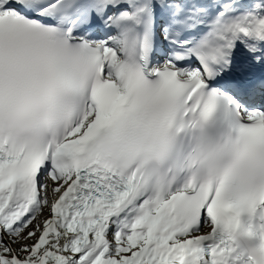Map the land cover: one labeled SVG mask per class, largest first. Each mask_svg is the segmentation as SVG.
<instances>
[{
	"label": "snow or ice",
	"instance_id": "snow-or-ice-1",
	"mask_svg": "<svg viewBox=\"0 0 264 264\" xmlns=\"http://www.w3.org/2000/svg\"><path fill=\"white\" fill-rule=\"evenodd\" d=\"M0 264H264V0H0Z\"/></svg>",
	"mask_w": 264,
	"mask_h": 264
},
{
	"label": "bare ground",
	"instance_id": "bare-ground-1",
	"mask_svg": "<svg viewBox=\"0 0 264 264\" xmlns=\"http://www.w3.org/2000/svg\"><path fill=\"white\" fill-rule=\"evenodd\" d=\"M44 215H45V216L47 215V210H45Z\"/></svg>",
	"mask_w": 264,
	"mask_h": 264
}]
</instances>
